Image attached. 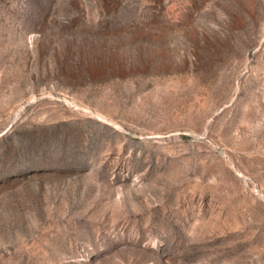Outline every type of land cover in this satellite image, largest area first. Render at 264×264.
<instances>
[{
    "label": "rangeland",
    "instance_id": "1",
    "mask_svg": "<svg viewBox=\"0 0 264 264\" xmlns=\"http://www.w3.org/2000/svg\"><path fill=\"white\" fill-rule=\"evenodd\" d=\"M0 264H264V0H0Z\"/></svg>",
    "mask_w": 264,
    "mask_h": 264
}]
</instances>
